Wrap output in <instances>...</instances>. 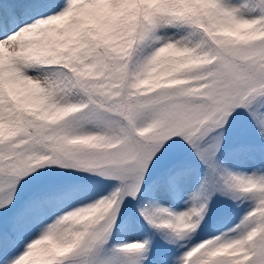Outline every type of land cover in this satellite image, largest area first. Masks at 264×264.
I'll list each match as a JSON object with an SVG mask.
<instances>
[{"label": "snow or ice", "instance_id": "snow-or-ice-1", "mask_svg": "<svg viewBox=\"0 0 264 264\" xmlns=\"http://www.w3.org/2000/svg\"><path fill=\"white\" fill-rule=\"evenodd\" d=\"M0 264H264V0H0Z\"/></svg>", "mask_w": 264, "mask_h": 264}]
</instances>
